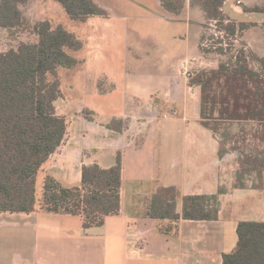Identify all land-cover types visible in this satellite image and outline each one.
<instances>
[{
	"label": "crops",
	"instance_id": "0c3cea01",
	"mask_svg": "<svg viewBox=\"0 0 264 264\" xmlns=\"http://www.w3.org/2000/svg\"><path fill=\"white\" fill-rule=\"evenodd\" d=\"M94 1L106 16L71 19L81 28L71 31L84 47L76 53L77 67L60 70L56 112L69 128L38 174V192L47 176L79 186L84 163L107 168L121 152L120 215L84 231L81 216L0 213V264H223V256L237 247L238 223L264 222V190L235 188L237 155L220 159L218 138L200 124V88L180 73L185 59H195L196 69L218 67L199 50L204 12L190 0L180 15L165 10L161 0ZM235 1L227 0L223 11L230 14V5L234 14H259L245 13L242 6L264 2ZM147 20L160 27L167 23V36L132 24ZM172 25L178 31L171 32ZM244 40L257 49L250 34ZM113 119L123 120L122 132L106 126ZM93 150L97 153L86 156ZM157 183L177 187L182 197L225 188L219 219L181 220L173 234H163L161 226L168 222L145 215Z\"/></svg>",
	"mask_w": 264,
	"mask_h": 264
},
{
	"label": "trees",
	"instance_id": "16d2710c",
	"mask_svg": "<svg viewBox=\"0 0 264 264\" xmlns=\"http://www.w3.org/2000/svg\"><path fill=\"white\" fill-rule=\"evenodd\" d=\"M32 1L36 0H0V31L25 30L29 21L23 9ZM54 1L74 21L107 15L94 0ZM226 1L190 0L193 7L204 12L200 53L219 65L196 71L189 81L200 88V124L218 138L220 159L237 155L235 188L264 190V55L244 40L246 33L262 25L230 18L223 11ZM161 2L165 10L180 15L188 0ZM243 11L264 15V2L243 6ZM211 21L217 22L223 39L207 36ZM30 32L35 40L0 50V213L44 211L81 216L84 231L102 228L107 218L120 215L121 152L107 168L84 163L79 186H66L47 176L38 192V174L60 149L69 128V121L56 112V102L62 95L60 70L80 64L76 53L84 44L65 25L54 26L49 20L35 23ZM207 40L211 41L209 48L204 47ZM83 113L93 120L92 112L86 109ZM106 126L122 132L124 122L113 119ZM95 153L85 151L86 156ZM226 193L220 187L216 194L182 197L177 187L157 183L147 200L145 215L168 222L161 226V232L171 235L181 220H218L220 196ZM237 235V247L223 256V264H264V222L241 221Z\"/></svg>",
	"mask_w": 264,
	"mask_h": 264
},
{
	"label": "rangeland",
	"instance_id": "374dc122",
	"mask_svg": "<svg viewBox=\"0 0 264 264\" xmlns=\"http://www.w3.org/2000/svg\"><path fill=\"white\" fill-rule=\"evenodd\" d=\"M233 1H234V3L236 2L235 0H233ZM187 6H188V2L186 3L185 9L187 8ZM23 10L25 12V15H26L28 21H29L28 26L25 27V30L18 29L17 32H14V33L6 32V31H0V50L1 51H6L11 47H17L21 42H30V41L35 40L36 37L33 35L32 32H30V30L35 23L42 21V20H49L51 23H53L54 26L57 24H63L67 28H69L70 31L71 30L72 31H79V30L81 31L79 24H76L74 21H72L71 18L69 17V15L65 12V10L54 0H49V1L39 0L37 2H32V3H29L28 5H26ZM227 11H228V13H230L234 17L230 16V14H227V13L226 14L230 18L235 19V20H242V19L248 20L250 18L256 19V20L264 19L263 14H254V15H248V16L242 15V14H234L230 8V5H228ZM240 18H242V19H240ZM256 22H258V21H256ZM258 23L261 24L262 26L249 31L248 33H246V35L247 34L251 35V38L253 39V41L251 42L252 45H254V48H257L256 50L258 53H262L264 55V21H259ZM132 24L135 25L134 28L136 26H141V28H143L145 30H149V31L155 33L157 36H160L161 34L164 35L162 37L167 36V34H166L167 29H165V26L168 25L167 23H166V25L164 24L165 26H161V27L159 26V24L154 23V22H150L148 20L142 21V22H134ZM207 25L209 26V23ZM29 28H30V30H29ZM168 29H169V27H168ZM172 31H178V30L176 28H174L172 25L171 32ZM205 33L207 34L208 37L215 36L214 32L211 31L209 28L206 29ZM176 45H178L179 50L182 49L181 40H180V42H177ZM175 50H177V49L175 48ZM172 51H174V50H172ZM173 54H175V53L172 52L171 56ZM209 61L212 63L215 62L219 65V62L217 60L210 59ZM207 69H212V68L208 67ZM235 127H237V126H235ZM235 127H233L234 130H236L234 133H237L238 129H235ZM252 180H253V178H252ZM253 181H254V183H256V180H253ZM252 183L253 182H251L249 184V186H251ZM248 204H249V202L245 201L242 203V206L247 207Z\"/></svg>",
	"mask_w": 264,
	"mask_h": 264
},
{
	"label": "built area",
	"instance_id": "2783aa9c",
	"mask_svg": "<svg viewBox=\"0 0 264 264\" xmlns=\"http://www.w3.org/2000/svg\"><path fill=\"white\" fill-rule=\"evenodd\" d=\"M237 4L240 5L241 1H238ZM209 29L214 32L215 36H213V37L215 38V40H218L219 38L223 39L224 33L223 32H219L217 30V22L216 21H211L210 22ZM210 43H211V41H209V40L205 41L204 42V47L209 48V44ZM224 46L225 47L228 46L226 44V41H224ZM194 66H195V59H192V60L185 59L182 62H180V64H179L180 73L183 74L184 77H186L188 79V81L195 75L196 71L200 70V69H196ZM172 114L175 115L176 112L172 111Z\"/></svg>",
	"mask_w": 264,
	"mask_h": 264
}]
</instances>
